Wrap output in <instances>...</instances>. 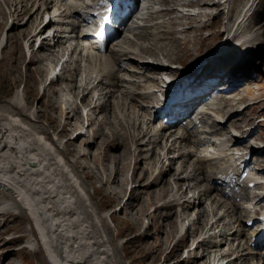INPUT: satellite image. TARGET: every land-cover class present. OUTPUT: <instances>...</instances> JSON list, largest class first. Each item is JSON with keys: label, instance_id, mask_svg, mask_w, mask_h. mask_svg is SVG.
Returning <instances> with one entry per match:
<instances>
[{"label": "bare ground", "instance_id": "bare-ground-1", "mask_svg": "<svg viewBox=\"0 0 264 264\" xmlns=\"http://www.w3.org/2000/svg\"><path fill=\"white\" fill-rule=\"evenodd\" d=\"M236 1L233 0L234 3ZM2 2L7 8L4 9L9 12L2 9L0 5V17L5 18V20L9 17L12 18L13 24L15 18L18 19L20 16L28 15L31 16L32 22H30L31 25L29 24L31 27L27 29L23 28L28 22L16 23L15 26L22 29L18 37L8 35L7 38L0 39V69L8 62L4 50L12 40L13 42L15 40L14 45L16 50H19H17L19 59L23 55L29 60L30 69L33 66L32 75L35 77L40 75L42 77H38L40 83H43L45 79H50L46 86L42 87L41 96L47 100V103H45L47 106H55V103L56 107L58 105V108L62 111L61 118L68 125V129L65 126L57 127V138L53 139V142L49 133L43 127L36 125L39 123L42 111L39 112L37 109L34 111V116L37 119L32 121L35 123H29L31 117H26L21 113V110L26 109L25 106L32 104L27 99L28 95L24 94L22 96L19 94V96H22V101L26 102L24 106L19 104V97L7 101V106L0 105V195L5 194L13 198V204L5 206L0 215L11 214L14 209H18L19 217H30L33 227L38 232L34 251L40 248L38 241H41L50 264H113L111 259L113 254L110 247L106 245L105 241H103L105 247L102 246L103 242L101 240L97 241L100 236L96 235L99 231L97 227L99 226V232H102L101 236L106 237L104 230H102V227L105 228L106 226L103 223V218L96 217L92 212L93 197L88 194L87 185L83 183L84 180L82 181L78 176V160L73 163V166L69 164L72 163V158L78 153V149L76 151L74 149V140L86 136L88 142L94 146L98 144L99 147L101 145L97 139L102 143L118 141L120 146H124L121 154L112 156L114 162L112 170L109 171L107 166H104L105 169L102 173L99 171L97 173L102 176L98 177L97 180L102 182L106 192H108V185L116 183L118 188L120 186L121 191L123 186H127V182L124 184L121 179L124 177V171L127 168L125 163L132 156H134L132 159H136L135 162H137L136 157L141 156L139 155L140 152L144 157V161L148 160L146 165L150 168V171L148 169L149 173L154 172L157 175L161 167L168 170V172H161L162 177L153 179L151 183L143 187L147 189L149 185L158 184L160 179L161 187L158 194V189L151 192L143 188L142 190L146 191L145 194L150 199L153 200L154 197L155 202L156 199L170 196L168 201H160L162 204L168 203L159 207L161 209L165 208L166 213L170 212L164 215L165 218L170 220V217H172V222L167 224L164 222L160 225L162 231L165 230V227L170 229L165 236L168 240L172 237L171 231L177 229L178 233L180 227L178 223L184 222L185 226L187 225L185 230H188V232H185L184 228H180L182 229L180 233L185 237L188 236V240L193 231L192 237L193 240L196 239L195 241H197L196 246L190 250L195 243L190 239L194 243H191L190 247L188 246V259H183L181 264H191V262L192 264H254L252 262L254 259H256V264H264V260L257 259L258 254H261V252L257 250L256 246L252 245L254 242L252 236L250 235L249 240L243 237L248 224L242 222L245 217L250 218L252 216L251 209L242 205L241 202H237L236 197L230 199V201H225L222 199L224 191L220 190L216 193V186L209 183L218 178L219 174L233 176L236 167L234 159L243 158L242 162L246 161L250 165L254 164V167L260 170V173L264 172V150L248 140L255 131H260V122L255 123L256 116L257 114L264 115V111H258L259 108L252 104H240V100L243 98V87L252 84L251 80H245L242 85L235 88L239 82L243 81V78L247 77V68L242 67L246 60H241V54L233 51L236 47L229 48L228 51L223 53H214L213 45L205 53L206 49L202 45L203 54L199 56L198 60L189 67H185L182 64L183 62L181 63L190 47L194 48L195 36L201 37L196 32L202 30L200 23L202 19L206 18L198 11V15L197 13L195 15L194 12L203 9L210 10L216 4L211 3V5L204 0H198L197 2L190 0H158L157 2L162 3L164 8L152 13L151 18H157L156 14L162 13L165 19L155 21L153 28L145 29L138 35L139 39L146 38L139 44V47L134 49L133 44L130 43L133 38L127 35L124 37L123 42L128 43L130 47L120 45L121 48H111L109 53L105 55L79 58V56H75L78 49L73 47V42L79 38V29L85 26L83 22L88 20L89 9H86L88 5L85 6V0H2ZM227 4V0H219V13L222 12V18L227 17V21L222 22L221 27L224 26L225 29H228L226 32L220 30V35H225L228 31L233 30L237 19L240 17V27L237 26L234 32H230L229 35L240 36L245 34L244 43L242 44L261 39L262 37L251 27V23L241 29L242 24L250 19V17H247L250 8L245 10L247 5H244L242 12L239 11L241 14L236 18L239 13L233 16L236 3L233 8L228 7ZM252 5H254V2ZM181 7H188L191 10L188 9V13H186ZM52 10L53 12L50 14ZM47 13L50 15L49 21L43 24L44 16ZM189 21L194 23L190 24L192 31L187 34L188 27L186 25ZM178 22L180 23L178 24ZM52 27L54 31L53 35L50 36L47 30ZM148 39H150L149 42H146ZM38 40H40V43L38 48L35 49L36 45L33 44L34 41ZM199 42L201 41H197L196 44ZM19 46H22V49ZM40 47H43L41 54L38 52L41 49ZM59 51H63L62 54ZM52 53L56 55L52 56ZM149 58H152L154 62L150 63ZM60 63H62L61 71L57 72V66ZM129 63L132 65H129ZM175 63H178V66H182V68L172 69L171 66ZM228 66L229 76L224 73ZM16 68L15 65H12L9 70H12V72L17 71ZM121 68L130 69V76L135 77L137 82L132 80H128V82L126 81L127 78L119 79L118 71ZM151 70H153L152 73L167 70L174 75L177 73L192 74V81H201L192 85V90H188L186 86L184 92L181 89L176 91L177 99L182 100L183 104L186 101L187 104L197 102L196 99L190 101L188 96H191L193 94L191 91L196 90L198 86H213L219 81H223L225 85L223 84L221 88L226 86V90L227 88L230 89L229 96H221L218 105L216 103V106L213 107V110L216 109L215 116L212 115V107L209 106V112L203 114L201 118L210 120L214 126L213 130L217 134L222 132L226 134L220 116L224 113H237L235 117L230 114L224 123L230 122V126L241 132L242 136L239 138L233 136L232 148L237 147L241 150L238 156L235 157V154L230 150L220 149L217 145L214 153L224 155V158L215 159L209 157L206 153L202 154L205 151L204 148H202L203 152H200V154L195 153L192 145H189L191 140L194 143L198 142L192 139L189 128V125L192 124L191 121L182 127L179 126L177 131H173L171 127H167L163 122L157 123L156 119L150 115L153 114L152 107H154L151 103L158 102L159 94L158 91H148V88L151 85L161 87L163 84L160 83L158 77L152 75ZM44 75H46L45 79ZM258 79H261V76ZM124 81L126 83H123ZM61 82H63V86L56 89L55 85H59ZM187 91H190L188 95H186ZM65 93L70 96L62 99ZM64 109L70 113V115H67L69 121L65 119L66 115H63ZM112 112L115 113L114 116L117 113V117L111 120L110 115ZM156 112H159V110ZM99 113L100 115L103 113L104 117L100 118L96 124V117ZM190 114L191 109H187L184 116H190ZM85 116L87 122L84 121ZM140 119L144 121V125L139 124L140 129H137L138 123H141ZM184 119L186 118L184 117L182 120ZM182 120H177L176 123ZM103 123H105V126H109V130L108 128L106 131L103 130ZM94 125L93 130L87 131L89 126L94 127ZM248 125L251 129L246 130L245 128ZM75 130L78 133L76 132L77 135L74 137ZM168 132H170L169 135ZM232 132L230 131L231 134ZM70 134L72 137L67 141L61 140L63 135L70 136ZM247 134L248 136H246ZM60 140L61 143L59 144H64L66 149L57 152L56 149ZM161 141H163L162 145ZM133 147L134 149H132ZM149 147L152 149L149 152L145 151ZM165 149H167L166 152ZM89 153L90 151H84L80 159L83 155L86 156ZM110 154L105 151L101 153L99 159H102V165L104 164L103 159L110 158ZM152 155L156 157L153 161L151 160ZM191 156L194 157L191 158ZM177 161H180V163L175 169V162ZM9 165L11 166L10 169H8ZM138 169L139 166L135 165L134 174ZM173 169H175L174 172ZM203 170L218 171L214 176L203 173ZM119 172H122L121 178L118 177ZM165 173L167 176L171 175V178L169 179L166 176L168 180L165 179L163 177ZM108 174H111V176L107 182ZM143 174L146 176V172ZM87 177L91 179L92 175L87 174ZM201 180L208 182L199 184ZM111 181L113 183H110ZM128 181V184H130V178H128ZM154 181L156 182L154 183ZM214 184L221 186L219 181H215ZM138 185L139 182L135 187ZM257 185L258 188L262 187L261 184ZM157 186L159 187V184ZM128 187L129 185L127 190ZM132 191L135 194L138 192L136 189H132ZM120 194L124 195V192H120ZM249 194L245 190L242 196L248 198ZM140 195L139 193L138 200H140ZM207 196L209 197L206 201ZM119 197H117L118 200ZM3 202L0 200V205ZM203 203H206V206H201ZM156 208L154 211H156ZM175 208L180 211L179 214H176L177 216L173 215L175 212L172 210H175ZM14 213H16V210ZM153 215L155 214L153 213ZM92 217H96L95 222L92 221ZM175 217L178 219L177 221ZM181 219L182 222H180ZM189 223H191L190 227ZM217 228H219V234L215 233ZM197 232H199V235L195 237L194 234ZM17 240L19 238L12 237L11 240L5 243ZM234 241H237V245L229 247V245L234 244ZM29 242L33 243L34 240L29 239ZM179 242L180 240L176 244ZM103 247L104 250H102ZM193 251L202 253L200 260H197V256H191ZM2 254H0V264ZM168 260L170 261V259Z\"/></svg>", "mask_w": 264, "mask_h": 264}, {"label": "rangeland", "instance_id": "rangeland-1", "mask_svg": "<svg viewBox=\"0 0 264 264\" xmlns=\"http://www.w3.org/2000/svg\"><path fill=\"white\" fill-rule=\"evenodd\" d=\"M190 1L197 2L198 0H190ZM204 1H207L210 4L214 3L216 5L210 10L203 9L200 11L199 10H196L195 12L193 11L195 15L196 13L198 15V12H199L200 14L205 15L206 18L202 19V22L200 23L202 25V30L201 31L199 30L196 32V34L201 35V37L195 36L194 48L190 47V50L185 53L184 60H181V63L183 62L182 64L184 65H188L189 63L192 64L196 60L199 59V56L203 54V51L201 49L202 45H204V49H206L205 53H207V51H209L213 47V45L215 44V40L220 35V28H221V23H222V17H221L222 12L219 13V6H220L219 0H204ZM1 2L2 0H0V5L2 9L6 8V6H4V3L3 2L1 3ZM244 2L245 0L236 1V6L233 10V16H235L239 11L242 10V8L244 7ZM262 2L263 0L260 2L261 5L263 4ZM6 9L4 10L6 12H9ZM185 12L188 13L187 10H185ZM262 15L264 17L263 10L260 8L256 16H254V21L264 22V18L262 17ZM21 17H22V20H21ZM25 21L28 23L24 26L23 29H27L31 27L30 22H32V18L31 16H28V15L20 16L18 19L15 18L13 20V24H12V18L9 17L8 19L5 20V18L0 17V39H3L4 37L7 38L8 35H16L18 37V34L22 29H20L19 26H15V25L16 23H19V22L22 23ZM215 21L217 22L216 24H215ZM180 22H178V24ZM193 23L194 22L189 21V23L186 25L188 27L187 34L192 31V28H190V24H193ZM263 25L264 23L253 25L251 22V27L256 31V33L259 36L262 37L261 40H264V31H262V29H264ZM197 41H201V42L196 44ZM12 42H10L8 45L9 47L7 46L6 49L4 50L6 59L8 62L4 64V66H2V68L0 69V105L7 106V101H10L12 98L14 99L15 97L17 98L19 97V100H18L19 104L21 106H24L26 102H23L21 97L24 94L28 95L27 99L29 100L30 103L32 102V104L30 106L27 105L28 107L25 106L26 109L21 110V113L26 117H29V118L31 117V119H29V123H35L34 121H32V120L37 119L34 116L35 115L34 111L36 109L39 110V112L42 111L41 112L42 115L39 120L40 125L39 123L36 125L39 127L40 126L43 127L47 131V133H49L51 141L54 142L53 139L57 138V133H58V131H56V129H58L57 127L65 126V128L68 129V125L64 122V119L61 118L62 111L58 108V105L56 107V103H55V106H47L45 104L47 103V100L41 96L42 95L41 93L43 92L41 90L43 89L42 87L46 86V84L48 83V80L45 79L47 74L44 75V79H45L43 80L44 82L40 83L39 78H42V77L40 75H38L37 77L32 75L33 66H31V69H30L29 60H27L25 56L22 55V58L19 59V56H18L19 50L17 49L18 50L17 51L14 45L15 40L13 43ZM36 43L38 44V41H34L33 45H36L35 49L38 48V45ZM19 48L22 49V46H19ZM39 50L38 52L41 54L43 52V47ZM59 52L62 54L63 51H59ZM55 55L56 54L52 53V56H55ZM178 63H175V64H178ZM12 65H15L17 67L16 68L17 71L14 70L12 72V70H9ZM242 67L247 68V74L249 73L247 78H250L247 80L248 81L251 80L252 84L255 82V80L253 79L258 77L259 75H261V79H258V80L263 79V81L261 83H254L251 86H245L244 87L245 90L243 89L245 94L242 92L243 98L240 100V104H244V103L252 104L255 107H258L260 109L259 111H264V49L257 50L255 53H253L252 56L248 59V61L242 64ZM224 71L223 72L226 73L227 76L230 75L229 66H228V69H225ZM175 73H176V70H175ZM68 82L67 84H69ZM218 85H221V82ZM238 85H240V83ZM60 86H63V82H61L59 85L58 84L55 85V88L59 89ZM19 94L22 96H19ZM65 94L63 95L62 99H65L66 97L70 96V95H67V94L65 95ZM257 95H261V96H257ZM84 112L86 113V111ZM68 113L69 112L67 110L65 109L63 110V115H66L65 119L67 120L69 117L67 115H70V113L69 114ZM114 114H115L114 112L111 113L110 115L111 120L117 117V113H116V116H114ZM230 114H233V113H230ZM230 114L224 113L222 116L225 119H227L228 116H230ZM99 115L100 113L98 114L97 117L95 116L97 119L95 121L96 124L100 118L104 117L103 113L102 115L100 116ZM236 115L237 114H234L231 116L233 117ZM84 121L87 122L86 116H85ZM256 121L258 122L259 120H256ZM260 122L262 123L260 125L261 130L255 131L252 134L253 136L251 135V137H249L248 140L253 142L256 145H259L264 150V121H260ZM103 124H104L103 130L106 131L107 128L109 130V126H105V123ZM139 124L141 126L144 125V121H141V123H138L137 129H140ZM92 127L89 126L87 131L90 132L91 130H93L95 128V125L93 128ZM224 128L229 129L230 122L225 123ZM76 130L73 134L74 137L78 133ZM248 134L246 136H248ZM71 137H72L71 134L70 136L63 135V138H61V140L67 141V139ZM61 140L58 142V146L56 149L57 152L65 151L64 149H66L64 144L63 145L59 144L61 143ZM97 141L101 143L102 147L101 145L98 147V144L95 146L92 145L90 142H88V137L86 138V136H81V137L76 138L73 143H74V149L75 151L78 149L77 150L78 153L72 158V163L71 162L69 163L70 166H73L74 165L73 163L76 160H78L77 161L78 176L82 179V181L84 180L83 183L87 185L88 194H90V196L93 197L92 212L94 213L96 217L97 216L102 217L103 223L106 226L105 228L102 227V230H104L103 232L106 235V237L101 236L102 232H99L100 228L99 226L97 227L99 231L97 232L96 235L98 236L100 235L97 241H100V240L101 242L105 241L107 243L106 245L110 247V250L113 254L111 258L113 261V264H176V263L181 264L185 256L188 254V250H189L188 246L189 247L191 246L192 242L190 241V239L193 240V237H192L193 231H192V234L189 235V240H188V236L185 237L183 236L182 233H180V231H182L183 228L185 232H188V230H185L187 225L185 226L184 222L178 223V226L180 225L178 233H177V229L174 231H171L172 237L171 239L168 240L165 236H166V232L170 231V229L165 227L166 231L165 230L162 231L160 230V225L164 224V222L165 224H167L168 222H172L171 220L172 217H170V220L165 218L164 215H167L170 212L166 213L167 211H165L166 210L165 208L161 209L159 207L168 203V202H165L162 204L160 201H168L170 199V196L166 198L156 199V202H155L154 197L152 200L147 196V194H145L146 191L151 192V191H156L157 189H158L157 190V194H158V191H160L159 188L161 187L160 179L158 180L159 187L157 186L158 184L155 183L156 181H154L155 185L153 186L149 185L147 189L143 188L147 184L151 183L153 179L155 180L158 177L159 178L162 177L161 176L162 173L168 172V170L167 169L165 170L163 167H161L160 171L158 170L159 173L157 171L158 173L157 175H155L154 172L149 173L150 168L149 166L146 165L148 160L145 162L144 157L142 156L140 152L139 155L141 156L136 157L138 160L137 162H135L136 159H132L134 157L132 156L131 159L127 163H125V166H127V168L124 171V174H125L124 177H122V172H119V175H118L119 178L122 177L121 179L123 180L124 184L127 182V186L129 185L128 190H127V186L126 187L123 186L122 191H121L120 186L118 188V185L115 183L110 186L108 185V192H106L104 191V186L102 182L100 180H97L98 177H102V176H100V174H97V173L98 171L102 173L103 169H105L103 168L104 166L105 167L107 166L108 170L111 171L112 167L114 166L112 156L121 154L124 150V146H120L118 141L107 142V143H104V142L102 143L99 139H97ZM162 142L163 141H161V145H162ZM141 148L143 149V147ZM109 149H110V152H109ZM132 149H134V147ZM147 149L148 150L145 149V151L149 152L152 148L149 147ZM86 150L90 151V153L87 154L86 156L83 155L82 158L80 159L81 154ZM166 150L167 149H165V152ZM104 151L106 153H111L109 155L111 157L110 158L108 157V159L104 158L103 159L104 164L102 165L101 163L102 159H99V158H100L101 153H104ZM155 158L156 157L154 155L151 156L152 161ZM168 162L169 160L166 162V166ZM179 163L180 161L175 162V169L177 168ZM135 165L139 166V169L134 174ZM175 169H173V172L175 171ZM144 172H146V176H144L143 174ZM87 174H91L92 178L91 179L88 178ZM108 175L109 176L107 178V182L110 179L111 174H108ZM164 175L163 177L165 179L171 178V175L167 176L166 173ZM127 176L128 178H130V184H128L129 181H128ZM131 177H132V180H131ZM137 181L139 182V185L135 187L138 184ZM110 183H113V182L111 181ZM131 188L138 190V192L136 194L133 193ZM142 188L145 189L146 191L142 190ZM120 192H124V195L120 194ZM139 193L142 195V196L140 195V200H138ZM135 195H138V196H135ZM0 197L1 199H4L8 197V195L3 194V195H0ZM117 197H119V200ZM208 197L209 196L206 197V201L208 200L207 199ZM9 202L13 204V200ZM205 204L206 203H203L201 204V206L203 205L204 207ZM4 208L5 206L0 208V213L3 211ZM155 208H156V211H154ZM176 209L177 208H175V210H172L173 212H175V214L173 213L174 216H177L176 214H179L180 212L179 210H176ZM217 209L219 210V208ZM15 210H16V213H14ZM18 213H19V210L14 209L11 214L0 215V254L3 253L1 255V259H2L1 264H45V263L50 264V260L45 253L44 247L41 245V241L40 242L38 241L40 248L34 252L23 248V244L25 243V241L29 240L31 236H34L36 238L38 236V232L33 227V223L30 217L28 216L19 217ZM153 213L155 215H153ZM95 218L94 217L91 218L93 219L92 220L93 222H95ZM175 220L177 221L178 219L175 217ZM180 222H182V219L180 220ZM191 223H189V227ZM200 226L202 225L200 224ZM250 229L252 230L253 228H250ZM250 229L247 230V233H245V236L248 235V231H250ZM15 235H17L16 237L20 236L19 240L14 241L16 243L14 242L5 243L6 241H8V238L15 236ZM198 235H199V232L194 234L195 237H197ZM178 240H180V242L176 244ZM195 240H193L195 243L194 242H193L194 244L192 243L193 244L192 248H194V246L197 243V241ZM234 243H235L234 246H236L237 242L234 241ZM102 246H104V242L102 243ZM104 247L102 250H104ZM199 252L193 251L191 253V256H197L198 257L197 260H200V256L202 253L200 254ZM168 259H170V261Z\"/></svg>", "mask_w": 264, "mask_h": 264}]
</instances>
